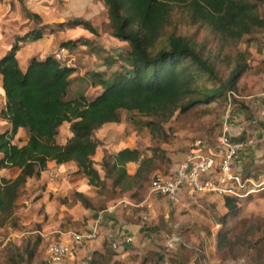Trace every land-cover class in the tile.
<instances>
[{"label": "trees", "instance_id": "obj_1", "mask_svg": "<svg viewBox=\"0 0 264 264\" xmlns=\"http://www.w3.org/2000/svg\"><path fill=\"white\" fill-rule=\"evenodd\" d=\"M97 1L107 12L102 30L125 46L116 54L117 71L91 74L90 86L101 89L93 100L81 92L67 99L75 68L65 67L52 55L42 61L32 59L25 71L20 69L18 43L41 39V30L15 38L0 59L5 98L0 118L11 126L0 133V172L14 173L12 178L0 176V228H18L20 192L29 180L46 171L49 162L75 165V175L85 179L99 197H135L137 190L150 184L160 163H171L165 146L173 145L175 133L166 126L176 114L194 109H198L199 119L210 115L214 103L219 105L218 111L225 109L228 92L235 90L249 69L250 53L239 46L264 31V0ZM26 15L39 19L32 13ZM179 23L195 33L182 32ZM69 25L98 35L82 19L71 20ZM206 33L209 35L198 38ZM80 43L87 42L68 41L61 46L70 49ZM122 113L137 127V133L145 131L157 146L111 150L96 163L93 157L102 144L96 133L106 125L120 124ZM64 124L69 125L71 137L60 145L56 138ZM20 129L26 135L21 146L13 144ZM232 140L246 143L244 137ZM130 163L137 165L133 174L126 169ZM74 199L84 209H94L83 194L75 193ZM237 199L223 196L226 219L237 216ZM104 206L103 202L101 208ZM240 238L234 236L235 241L230 242L219 236L218 242L232 246ZM40 243L38 234L23 238L19 245L9 243L4 264H33L40 255ZM255 245L263 246L264 236Z\"/></svg>", "mask_w": 264, "mask_h": 264}, {"label": "rangeland", "instance_id": "obj_2", "mask_svg": "<svg viewBox=\"0 0 264 264\" xmlns=\"http://www.w3.org/2000/svg\"><path fill=\"white\" fill-rule=\"evenodd\" d=\"M9 2L10 5H8ZM64 5H66L64 0H17L15 2L8 0L5 3H0V22L9 21L10 24L12 22L15 24V27L12 26L14 32L10 34V39L1 38L2 43H12V34L14 44L15 38L24 37L29 33L41 30L44 34L41 40L35 42L28 38L24 45H22L23 42H19L18 46H23L21 51L24 54L25 51L32 52L36 46H40L43 42L47 44L51 38L49 41L52 40L53 48L49 50L48 54L53 56L54 52L64 42H82V34L85 29L80 26L69 25L70 21L75 18L67 15ZM27 13L35 14L39 19L28 18ZM7 15L11 16L7 17ZM179 25L184 33L190 31L191 34L196 31L195 29L187 30L183 23H179ZM6 26L10 27L8 24ZM45 28L49 30V33L44 30ZM97 28L99 35L95 36L98 41L94 43V50L88 51L90 46H81V43L74 49H68L74 58L71 67L75 68V72L71 76L73 82L67 99H72L77 92H81L89 101L93 100L101 93V89L90 86L91 74L94 72H114L119 69L120 64L116 54L122 48L124 49L125 45L115 44V41L110 39L102 27L101 29L99 26ZM207 35L209 33L199 35L198 38L202 39ZM6 36L4 35V37ZM239 48L250 53L249 69L239 78L235 90L228 92L225 109L218 111L219 105L214 103L211 105L212 113L202 116L200 119L197 118L198 109L180 116L176 114L170 124L166 126L167 130H173L175 133L173 145L167 147L173 148L178 139L180 144L201 139L214 148L226 121L230 128L231 138L244 137L246 140L244 152L241 155L242 159L239 163L243 176L256 175L258 177L251 180L253 184L248 185L251 193L247 196H243V194L237 199V206L239 207L237 216L227 219L225 217L226 209L218 206L212 194L188 192L186 197L180 201L181 204L173 205L164 197L150 196L149 184L144 186L142 190H137L135 197H133L135 203L145 201L151 204L153 198L163 199L169 203L166 208V219H164V215H158L153 210L150 218L144 220L147 209L144 208V205L140 207L142 213L140 219L145 222L146 231L157 235L154 237L155 239L153 238L154 251H150L145 257L146 264H264V245H260L261 247L255 245V241L264 236V31L257 36L245 39ZM0 106H2L1 97ZM136 128L130 124L126 114L122 113L120 124H112L98 132L102 144L97 150L98 153L95 158L107 154L106 148L111 151L124 146L142 147L143 149L157 146V143L150 142L145 131L137 133ZM70 137L69 125L64 124L59 129L56 141L63 145ZM22 141L20 139L19 142L16 141L15 143L21 145ZM167 152L172 151L167 149ZM171 166L172 163L169 166L160 163L159 170L155 171L154 174L168 173ZM13 175L14 173L9 170L3 173L4 177H12ZM71 190L73 189L69 187L66 196L59 197L58 200L67 207V211H65L67 216L73 218L78 215V212L74 208L76 201ZM28 191L29 189L24 187L20 192L16 211L17 221L28 222L31 219L30 215L27 213L23 215L20 211L22 207L33 203V200L30 201ZM96 198V205L101 206L102 202L106 205H115L124 197L116 198L113 195H108L102 201L97 196ZM184 201L193 202L194 205H191L193 207L188 209V203L183 205ZM151 207L153 209L152 204ZM42 213L41 211L39 214L41 218ZM65 218L67 219V217ZM225 219L226 221H224ZM36 228L40 229L41 226L33 221L21 227L18 225L17 229L6 226L0 231V237L5 234L8 235L10 230L20 235ZM219 236H225L226 240L230 242L235 241L233 240L234 236H241V238L235 245L225 246L219 244ZM171 238L177 240L167 244ZM9 243L12 242L3 245V241L0 240V264H4L6 261L10 248ZM50 243L49 241L43 244V258ZM157 256H160V259H157ZM41 260L40 254L36 258V262Z\"/></svg>", "mask_w": 264, "mask_h": 264}, {"label": "crops", "instance_id": "obj_3", "mask_svg": "<svg viewBox=\"0 0 264 264\" xmlns=\"http://www.w3.org/2000/svg\"><path fill=\"white\" fill-rule=\"evenodd\" d=\"M7 1L0 0V3H5ZM15 1L17 0H14V2ZM64 2L66 3V5L64 6L65 10H67V15L72 16L75 19H82L90 23L96 31L98 29V26L101 29L102 25L107 22L106 9L104 5L97 0H64ZM8 5H10V2L8 3ZM8 16L11 15H7V17ZM6 22L10 27L6 26ZM0 23L1 59L8 52L14 42L13 34L11 41L12 43L10 44L2 43L1 38H5V40H8V38L10 39V34L14 32L12 28L15 27V24L14 22L10 24L9 21ZM44 30L48 31L49 33V30L47 28H45ZM83 31L84 32L82 34V37L83 40L87 43L80 45H83L85 47L90 46V48L87 49L88 51L94 50V43H96L98 40L87 30ZM97 34L99 35V32H97ZM4 35L6 37H4ZM43 35L44 34L42 33V37ZM47 38L50 37L47 36ZM110 39L115 41V44L117 43L120 45H124V43H121L112 37H110ZM39 40L35 42H38ZM49 40L47 44L43 42L40 44V46H36V48L33 49L32 52L25 51L24 54H22L23 52L21 51V49L23 47L22 45H24L25 42L19 46L18 50L16 51V59L22 71L26 70L28 64L32 59L42 61L46 57L50 56L48 52L53 48V46L51 42L52 40ZM101 48L105 50L103 46H101ZM1 88L2 80L0 77V97L2 100L0 111L4 108L5 105V98L3 96ZM110 125L112 124L104 126L101 130H103L105 127H109ZM10 129V124L0 118V133L8 131ZM101 130H99L98 132H100ZM98 132L96 133V137L100 139ZM20 139L23 140L21 143V145H23L26 140V135L25 131L22 129L18 130L16 136L14 137L13 144L17 145V143L15 142H19ZM124 148L143 149L142 147L124 146L118 147L113 151H118ZM106 149L108 152L109 148ZM165 149L172 151L168 153V158L172 163L170 171L175 169L178 164L183 162L187 157V142L186 144H180L179 139L176 141V144L173 146V148L165 146ZM97 153L98 152H96L95 156L93 157V160L96 163H99L103 155L95 158L97 157ZM247 159L250 161L248 157ZM96 168L98 169L100 175H102L99 167L96 166ZM136 168L137 165L133 163H130L126 166L127 172L129 174H133ZM76 170L77 168L73 164L57 165L54 162H49L47 164L46 171L42 172L39 178L31 179L26 183L25 187L29 189L28 196L30 198V201L33 200V203L28 204L26 207H22L20 211L21 213H23V215L26 213L27 215H30L31 219L28 222L17 221V224L21 227L33 221L34 223L39 224L41 228H36L31 232L21 233L20 235L16 234L15 231L10 230V233L8 235L5 234L4 236L0 237V240L3 241V245L8 242L19 245L23 238H26L29 235L38 234L41 240V245L38 253L42 256V262L34 261L33 264H46V252L44 253V258L42 253V247L45 242L61 241L63 243H69L70 239L68 235L70 233L88 232L93 228V226L97 225L96 239L84 243L80 248H75L72 251V255L65 258L61 262V264H142L148 253L155 249L153 240L155 239L154 237L157 236L156 233H148L144 224L145 222H142L140 219V216L142 214L140 207L142 203H135L133 198L124 196V198H122L115 205L105 204L104 208H101L100 205H96L97 195L92 190V188L87 187V181L85 179L75 175ZM4 171L6 170H2L0 172L1 177H4ZM250 179L255 180L254 178ZM69 187L73 189L71 190L73 196L78 192L83 194L93 205L94 209H84L82 205L76 201L74 208H76L78 215L74 216L73 218L67 216L65 212L67 211V207L63 205L61 201L58 200V198L65 197ZM186 194L187 192H184L182 194L181 200L182 198L184 199L186 197ZM97 197L102 201L103 197ZM213 198L215 199L218 206L224 207L222 196L218 197L217 195H213ZM120 202H123L124 205H118ZM187 203L188 209L193 207L191 205H194L193 202L187 201H184L183 205H187ZM101 204H103V202ZM151 204L156 214L164 215V219L167 218L166 208L167 204H169L167 201L163 199L158 200L157 198H153ZM112 206H116V208L111 212H105L107 208H110ZM41 211L43 212V219L41 218V216H39ZM101 213L103 215L101 216V218H99ZM65 217H67V219ZM2 230L3 229L1 228L0 231ZM114 243L117 245L116 250L112 248V244Z\"/></svg>", "mask_w": 264, "mask_h": 264}, {"label": "built area", "instance_id": "obj_4", "mask_svg": "<svg viewBox=\"0 0 264 264\" xmlns=\"http://www.w3.org/2000/svg\"><path fill=\"white\" fill-rule=\"evenodd\" d=\"M53 57L67 68L72 66L74 60L72 53L65 47L58 48ZM244 147L242 142L232 140L230 128L225 121L214 148L201 139L189 141L187 157L183 162L168 173L153 175L149 184V195L164 197L173 205L180 203L184 192L236 198L243 194V196L249 195L251 190L248 189V185L253 182L249 177L243 176L242 169L239 167ZM121 204L123 202L118 205ZM143 205L147 209L144 220H147L152 215L153 209L150 203L144 201L141 207ZM115 208L116 206H112L105 212H111ZM102 215L101 213L99 218ZM68 236L69 243L54 241L48 245L46 264H61L65 258L72 255L75 248H80L84 243L95 240L97 225L88 232L70 233ZM176 240V238H171L167 244ZM112 248L116 250L117 245L112 244Z\"/></svg>", "mask_w": 264, "mask_h": 264}]
</instances>
